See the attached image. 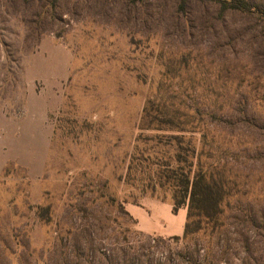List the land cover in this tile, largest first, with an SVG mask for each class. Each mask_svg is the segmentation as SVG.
<instances>
[{"label": "rangeland", "instance_id": "obj_1", "mask_svg": "<svg viewBox=\"0 0 264 264\" xmlns=\"http://www.w3.org/2000/svg\"><path fill=\"white\" fill-rule=\"evenodd\" d=\"M179 4L0 0V167L26 143L6 131L33 80L41 91L69 58L42 172L0 168V264H264V18ZM149 100L194 129L141 130ZM190 147L233 192L186 246L170 235L186 207L173 215L171 193L152 189Z\"/></svg>", "mask_w": 264, "mask_h": 264}, {"label": "trees", "instance_id": "obj_2", "mask_svg": "<svg viewBox=\"0 0 264 264\" xmlns=\"http://www.w3.org/2000/svg\"><path fill=\"white\" fill-rule=\"evenodd\" d=\"M207 1L218 7V16L227 13H241L249 16L264 18V4L251 0H199ZM188 0H180L179 9L185 10ZM187 113V112H186ZM184 117H187V114ZM213 123L209 122L208 125ZM190 125V126H189ZM193 123L182 120L173 108L165 107L155 110L149 100L144 107L140 121V129L144 131H169L189 133L194 129ZM205 133L201 138L204 139ZM177 139V138H176ZM202 143V141H200ZM191 144V140H188ZM203 142V148L206 146ZM189 146V145H188ZM186 156L177 154L176 162L187 165L186 167H173L169 163L158 165L154 173L158 185L152 191H169L172 199V212L175 214L182 207H186V223L184 225L181 241L187 246L202 230L211 227L216 228L221 215L223 205L227 206L228 199L232 196L233 187L225 179L223 172L217 168V164H207L201 161L203 152H197L190 147L185 148ZM134 158H132L133 160ZM121 213L129 216L121 205ZM158 238H153L155 243ZM134 261V260H133ZM138 264V261H136Z\"/></svg>", "mask_w": 264, "mask_h": 264}, {"label": "crops", "instance_id": "obj_3", "mask_svg": "<svg viewBox=\"0 0 264 264\" xmlns=\"http://www.w3.org/2000/svg\"><path fill=\"white\" fill-rule=\"evenodd\" d=\"M49 60L51 62L53 58H49ZM58 61L59 66L53 71V79L48 86H43L41 91L37 92L34 80V83L30 85L24 114L16 120L13 128L6 131V135L10 134L11 138L26 143L19 148V156L13 154L4 159L1 163V169L8 161H15L18 165L26 168L30 174L38 175L42 172L45 156L49 149V141L53 135V127L51 123H48L47 118L50 114L58 111L60 107V97L53 95V87L66 77L69 58L63 55L59 57ZM186 212L180 216V223H185ZM131 213L136 219L139 218L140 213L138 211ZM172 214L177 213L172 212ZM182 226H179L176 232L170 235L179 236L183 234L184 227L182 228Z\"/></svg>", "mask_w": 264, "mask_h": 264}]
</instances>
